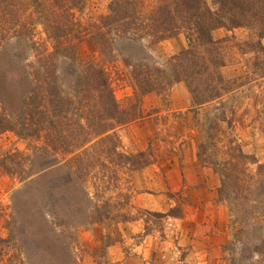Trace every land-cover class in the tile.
Wrapping results in <instances>:
<instances>
[{"label":"rangeland","instance_id":"obj_1","mask_svg":"<svg viewBox=\"0 0 264 264\" xmlns=\"http://www.w3.org/2000/svg\"><path fill=\"white\" fill-rule=\"evenodd\" d=\"M206 1L213 12L221 6V0ZM235 1L257 10L262 23L264 0ZM44 2L45 12L54 6ZM83 2L66 4L81 35L71 55L76 60L45 56L52 38L38 23L45 15L33 13L29 0L6 6L9 21L13 17L23 30L21 39L1 31L0 23L2 123L16 124L18 104L40 92L30 84L39 58L54 59L52 72L64 78L65 87L83 62L99 65L114 96L108 100L104 87L87 91V100H66L68 106H83L59 115L61 124L49 132L56 140L45 136L47 131L31 136L0 131V264H63L57 255L55 262L48 259L53 230L44 234L35 228L51 220L57 198L49 193L41 207L22 202L24 181L10 171L15 165L6 158L17 153H39L34 163L36 169L47 167L48 180L80 170L78 181L99 205L100 211L87 209L84 221L54 229L61 233L54 250L63 254L61 246L68 244L70 264H264V168L258 170L264 164V65L255 64L264 58V35L259 37L257 17L243 19L251 25L214 29L213 42L197 41L181 68L174 57L188 48L183 30L166 38L146 36L138 51V43L112 29L108 47L100 51L81 29L96 30L111 0ZM139 2L141 14L150 19L166 2H175L170 14L181 8L177 0ZM181 14L176 13L177 22ZM259 39L263 51L254 45ZM128 55L163 68L173 65L181 79L143 94L124 62ZM224 79L236 80L227 89Z\"/></svg>","mask_w":264,"mask_h":264},{"label":"trees","instance_id":"obj_2","mask_svg":"<svg viewBox=\"0 0 264 264\" xmlns=\"http://www.w3.org/2000/svg\"><path fill=\"white\" fill-rule=\"evenodd\" d=\"M9 1L13 0H0V4L2 3L5 7H9ZM29 1L33 7V13H37L39 17L45 15L44 17L46 19H44L51 21V23L47 25L43 18H39L38 20V23H42L45 26L44 28L48 36L52 38V50L50 52H45L44 50V53H46L45 56L56 57L58 55H63V57L66 56L76 60L77 56L71 55L76 53V45L80 42L81 35L78 32L76 22H74V14H72L70 10L68 11L66 4L71 3V7H81L84 4L83 0H49L54 6L51 5L50 7H53V9L49 8L47 12H45L46 4L44 0ZM139 1L141 0H111L109 4V13L101 18L102 22L98 20L100 25H96V30L87 27L81 29L82 32L90 34L89 39L94 46L100 49V51H104V48L106 49L108 47V41H110V39L108 40L109 34L112 32V29H114L119 38L128 37L138 43V51H140L139 48L141 49L142 47V42L140 41L146 36L157 34L158 38H166L183 30L185 36L188 38L189 45L187 49L182 50L174 57L180 60L178 64L182 68L184 67L183 58L186 57L188 53L194 54L197 41L213 42L212 31L214 29L221 26L237 27L251 25L252 22L243 20L248 16L257 17V21H259L257 10L251 9L248 6L241 7L237 1L232 2V0H221V6L217 8L216 12L211 10L206 0H177L181 8L175 10L173 14H170L169 7L175 2H166L165 6H160L152 10L151 19L145 18L141 14V3ZM7 7L4 8L0 5V18H2L0 23L3 24L1 31L7 33L12 31L13 36L19 40L23 37V30L17 28L19 24H17V20H13V17L12 20L9 21L10 18L7 17L6 14H10L11 9ZM176 13H182L180 22L176 21ZM225 17L227 18L226 24L224 22ZM144 19H148L149 21L145 22ZM261 21L262 23L259 21V28L262 32L259 36L260 38L264 35V18H262V16ZM102 27L104 30H101ZM254 45L259 47V51H263L261 39L256 41ZM107 56L106 54V57ZM50 59L52 58L39 61V58L38 66H36V69L32 70L33 77L30 80V84L34 83V86L38 87L40 92L34 96V98L28 96L29 100H22V103L18 104V122L16 124L6 121L2 123L0 121V131L15 129L18 134L23 136H31L41 131H47L45 136L56 140L58 137L49 132L57 122L59 125L61 124L59 115L66 111H72V109L76 107L78 110L83 106H80L81 103L75 105L76 107L68 106L66 100H87V91L104 87H106L105 89L107 90V96L105 97L108 100H114L113 93L107 85L106 72L99 65L93 62H88L87 64L83 62L74 75H71L73 78L72 83L69 84V87H65V84H63L64 78L58 76L57 73L54 72V69L52 72L51 66L56 69L55 66L57 63H54V59ZM124 62L126 65L130 66L133 77H136V82L139 87L143 88L141 89L143 94L153 89H157L161 92L169 88L173 82L181 79L179 71L175 70L173 65L170 66V69L168 67L163 68L154 66L144 58L136 61L129 55L124 57ZM255 64H258V66L264 65V58L263 61L256 60ZM171 71L174 72L173 76L170 74ZM152 74L154 76H151ZM235 80L236 79H224L222 83L223 87L228 89L230 83ZM69 92L73 94L66 95V93L68 94ZM218 94L220 93L218 92ZM210 97H214V95L212 94ZM31 100L39 101L32 103ZM61 129L63 130V128ZM104 131L105 130L102 132ZM37 154L41 156L39 153ZM37 154L28 157L17 153L10 154L6 156V158L15 165L10 171L15 170L14 173L17 172L24 181V185L19 190V193H22L24 196L23 203L30 206L41 207L42 203L46 200L45 197H47L49 193L50 195L56 196L57 201L53 202L51 205V211H53L51 220H46L45 218L44 221L42 220L36 223V227H34L39 228L40 233L43 232L44 234L51 229L53 230V244H49L46 250L48 259L55 262L56 259L54 260L52 255H57L63 264H70L74 260L68 244L62 245L61 243V247L64 248L63 254L59 255L54 250L56 246H59V240H61V233H56L54 229H56V227L73 226L74 223L84 221L88 213L86 212L87 209L89 210L96 207L100 211L99 205L92 203L88 191L78 181L80 178V170L73 171L74 174L70 172V174H67L60 180H48L47 167L36 169L34 162L37 159ZM240 157L244 159L247 156L241 154ZM263 168L264 164H260L258 170ZM42 209L40 210L41 213ZM154 214L158 213L154 212ZM169 214L177 215V213H171V211ZM7 226L11 228L10 223H7ZM33 233L38 234L35 229Z\"/></svg>","mask_w":264,"mask_h":264}]
</instances>
